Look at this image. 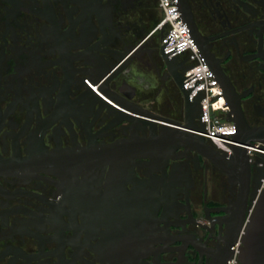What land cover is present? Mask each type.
Segmentation results:
<instances>
[{
  "label": "flooded vegetation",
  "instance_id": "af4514ba",
  "mask_svg": "<svg viewBox=\"0 0 264 264\" xmlns=\"http://www.w3.org/2000/svg\"><path fill=\"white\" fill-rule=\"evenodd\" d=\"M178 8L264 133V0ZM164 18L160 0H0V264H229L264 152L247 179L193 135V60L166 55Z\"/></svg>",
  "mask_w": 264,
  "mask_h": 264
},
{
  "label": "built area",
  "instance_id": "2783aa9c",
  "mask_svg": "<svg viewBox=\"0 0 264 264\" xmlns=\"http://www.w3.org/2000/svg\"><path fill=\"white\" fill-rule=\"evenodd\" d=\"M164 11V22L169 24V30L163 38L165 51L170 56L181 55L190 52L192 64L186 69L184 88L189 90V98L194 101L200 97L201 112L198 118L199 124L203 129L195 130L205 136L207 142L217 150L231 155L234 152V145H243L247 148L248 154L252 159H256V153L264 152V142L254 141L250 144H242L235 138L238 127L231 119V108L227 102L223 88L215 76L213 70L202 60L201 55L194 45L189 34L188 27L183 23L178 0H160ZM96 88V87H95ZM264 189V178L260 192ZM257 198L247 211L246 221L252 214ZM244 228L240 231L236 242L234 256L229 264H238V254L242 246V235Z\"/></svg>",
  "mask_w": 264,
  "mask_h": 264
},
{
  "label": "water",
  "instance_id": "95a60500",
  "mask_svg": "<svg viewBox=\"0 0 264 264\" xmlns=\"http://www.w3.org/2000/svg\"><path fill=\"white\" fill-rule=\"evenodd\" d=\"M166 55H169L166 53ZM96 79H100L103 77L96 76ZM184 79L185 75L182 77L181 81L179 80L180 88L184 94L186 106H192L197 111L198 116L193 117L192 129L193 135L196 136L201 143L205 144L206 146H212L209 144L202 134L196 132L195 130L203 129L202 126L197 121L200 118L201 112V104H200V97L195 98L194 101H191L189 98V90L184 88ZM233 115L231 119L236 122L238 131L235 134V138L238 142L242 144H250L254 141H261L264 142V133L260 129H251L244 121H240L237 119L231 111ZM205 146V147H206ZM219 151V150H218ZM221 152V151H220ZM222 154H225L222 152ZM228 159L227 161L235 163V166L230 164H223L217 161L215 158L214 160L220 163L221 167L228 173H235L234 170L238 171L241 175H244L245 178L249 179L251 167L249 165V154L248 150L243 145H234V152L231 155L225 154ZM227 162V163H228ZM238 166V168H237ZM247 211L243 212V215L240 219V227H239V234L242 228H244V233L242 235L241 241L242 246L241 250L238 254L239 261L242 264H264V189L261 191L257 198V202L255 204V208L250 215L249 219L246 221ZM239 234L237 236V240L239 238ZM235 254H231L230 258H232Z\"/></svg>",
  "mask_w": 264,
  "mask_h": 264
}]
</instances>
